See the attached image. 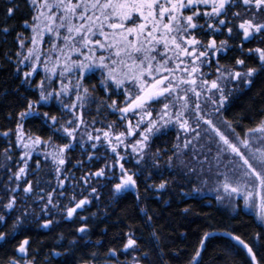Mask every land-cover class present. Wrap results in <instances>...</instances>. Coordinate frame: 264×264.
Segmentation results:
<instances>
[{"label": "snow or ice", "instance_id": "1", "mask_svg": "<svg viewBox=\"0 0 264 264\" xmlns=\"http://www.w3.org/2000/svg\"><path fill=\"white\" fill-rule=\"evenodd\" d=\"M0 264H264V0H0Z\"/></svg>", "mask_w": 264, "mask_h": 264}, {"label": "trees", "instance_id": "2", "mask_svg": "<svg viewBox=\"0 0 264 264\" xmlns=\"http://www.w3.org/2000/svg\"><path fill=\"white\" fill-rule=\"evenodd\" d=\"M193 203H194V206H196L197 208H199V205H195V202H193ZM184 223H185V227L184 228H180L179 231L180 232L188 231L189 228L191 229V231H189V234H188L187 237H185L183 235L178 236V238L176 240V243L179 244L181 248H185L188 251H191V246L193 244H195L196 239H197V237H196V231L199 228V226L201 224H203V219L200 216H193V217H190L188 219V221H186ZM113 235H114V233H111L110 232L108 234V236L106 237V239H108L109 241H111ZM214 239H216V238H214Z\"/></svg>", "mask_w": 264, "mask_h": 264}]
</instances>
